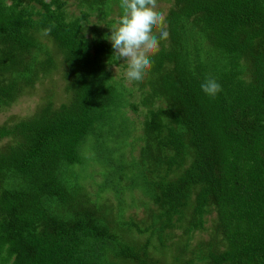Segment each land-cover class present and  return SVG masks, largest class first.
Returning <instances> with one entry per match:
<instances>
[{
    "label": "trees",
    "instance_id": "1",
    "mask_svg": "<svg viewBox=\"0 0 264 264\" xmlns=\"http://www.w3.org/2000/svg\"><path fill=\"white\" fill-rule=\"evenodd\" d=\"M74 1L80 14L68 20V0H0V112L59 61L67 96L0 126V264H156L151 238L127 239L133 227L164 248L163 232L203 230L209 214L198 261L264 264V0H162L169 36L139 81L143 145L99 186L140 189L156 208L143 228L123 217L117 194L116 208L91 199L74 170L86 145L111 165L128 145L127 109L138 111L108 72L113 22L83 32L94 11L115 8L118 21L120 0ZM207 78L222 87L214 98L200 87Z\"/></svg>",
    "mask_w": 264,
    "mask_h": 264
},
{
    "label": "rangeland",
    "instance_id": "2",
    "mask_svg": "<svg viewBox=\"0 0 264 264\" xmlns=\"http://www.w3.org/2000/svg\"><path fill=\"white\" fill-rule=\"evenodd\" d=\"M68 1L65 7V14L68 20H72L79 16V7L75 4L74 0ZM23 3L32 4L31 0H23ZM168 7L169 3L167 1L157 0V11L163 13V16H165ZM115 14H117L115 8L108 16H104L102 11H94L89 17L90 23L84 24L83 32L89 33V30L93 26H100L103 31H107L108 28L105 26L106 23L111 20L113 24H116L115 20L117 21V18L115 19ZM110 30L111 28L109 31ZM87 36H89V34ZM108 41L110 42V40ZM155 51L156 50L150 53ZM55 57L57 60L62 59L59 53H57ZM116 61L117 63L115 65L108 67V72L111 73L114 81L120 82L126 87L129 101L138 104L137 112L130 109H127L126 112L129 117V122H131L130 127H128L129 132H131L127 139L128 145H120L119 149L113 152V156L111 154L112 160L114 161L111 165L109 163L111 159L108 155H101L100 152L94 150L93 146L90 147V145H86L84 147L86 150V160L83 165L75 166L74 170L79 174V183L82 184V187L86 190L91 199L106 201L108 205L116 208L118 204L117 194L123 203V217L127 221L133 220V223L143 228L151 224L152 215L154 211H156V208L152 201L143 195L140 189L127 188V179L121 181L119 186L122 191L120 193L114 191L112 187L105 188V190L99 188L105 178L112 179L118 177L117 174H114L115 170H117L114 169V164L118 165L117 162L122 159H124L125 163L129 162L131 156L138 157L140 147L143 145V143L137 140L141 135L142 123L146 116V109L140 105L142 98L139 81L128 80L126 76L128 64L124 62L123 58L119 59L117 57ZM59 62L50 74H39L30 90L23 92L13 105L0 112V126L33 115L45 99H51L54 106H59L66 101L67 96L64 93V80L62 78L65 69L64 65L62 63L60 65ZM155 104L158 106L159 102ZM113 139L118 142L116 137H113ZM132 142H134V146H130ZM4 143L5 140L0 141V146ZM115 145L116 144L112 141L109 143V147H114ZM111 170L112 172H110ZM115 212L116 209L113 213ZM211 217L214 218V215L211 216L209 214L207 217L203 218L205 222L203 230H192L189 233H186L184 230L186 234L179 228L166 230L162 233V238L165 243L164 248L159 247L157 238L154 235L150 233L138 234L135 227H133L130 233L128 232L127 239H131L138 243H146L148 238H151L149 244V258L156 264H175L176 260L177 264H204L202 261L197 260V252L202 245L207 244L210 240ZM191 218L192 211H186L184 219L188 221L191 220Z\"/></svg>",
    "mask_w": 264,
    "mask_h": 264
},
{
    "label": "clouds",
    "instance_id": "3",
    "mask_svg": "<svg viewBox=\"0 0 264 264\" xmlns=\"http://www.w3.org/2000/svg\"><path fill=\"white\" fill-rule=\"evenodd\" d=\"M119 6L122 13L106 39L112 44L113 55L128 64V80L140 81L153 65L149 53L158 48L160 40H167L169 33L162 27L164 16L157 11V0H120ZM200 87L213 98L222 91L215 78H207Z\"/></svg>",
    "mask_w": 264,
    "mask_h": 264
}]
</instances>
